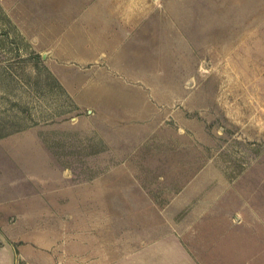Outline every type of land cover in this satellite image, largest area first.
Returning <instances> with one entry per match:
<instances>
[{
    "label": "rangeland",
    "instance_id": "374dc122",
    "mask_svg": "<svg viewBox=\"0 0 264 264\" xmlns=\"http://www.w3.org/2000/svg\"><path fill=\"white\" fill-rule=\"evenodd\" d=\"M0 264H264V0H0Z\"/></svg>",
    "mask_w": 264,
    "mask_h": 264
},
{
    "label": "crops",
    "instance_id": "0c3cea01",
    "mask_svg": "<svg viewBox=\"0 0 264 264\" xmlns=\"http://www.w3.org/2000/svg\"><path fill=\"white\" fill-rule=\"evenodd\" d=\"M205 174L207 175L208 174V172L206 173L205 172ZM205 175V176H206ZM203 174H201V175H198L194 180H193V182H192V184H196V183H198L199 181L202 183L203 181H204V177H205ZM195 182V183H194Z\"/></svg>",
    "mask_w": 264,
    "mask_h": 264
}]
</instances>
